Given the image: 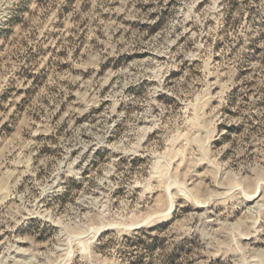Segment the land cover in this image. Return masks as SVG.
<instances>
[{"label":"rangeland","instance_id":"rangeland-1","mask_svg":"<svg viewBox=\"0 0 264 264\" xmlns=\"http://www.w3.org/2000/svg\"><path fill=\"white\" fill-rule=\"evenodd\" d=\"M0 264H264V0H0Z\"/></svg>","mask_w":264,"mask_h":264}]
</instances>
